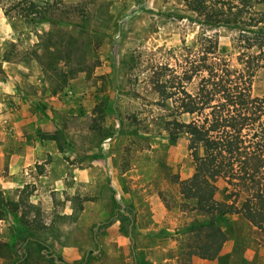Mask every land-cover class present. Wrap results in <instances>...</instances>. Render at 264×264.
Returning a JSON list of instances; mask_svg holds the SVG:
<instances>
[{"label":"rangeland","instance_id":"rangeland-1","mask_svg":"<svg viewBox=\"0 0 264 264\" xmlns=\"http://www.w3.org/2000/svg\"><path fill=\"white\" fill-rule=\"evenodd\" d=\"M59 6L65 23L55 40L68 46L75 37L84 47H72L54 72L43 67L36 32L44 28L10 18L0 4V264L51 263L41 255L56 264H264V236L248 221L199 214L189 181L191 117L165 106L155 88L185 83L194 92L200 78L185 68L215 41L234 79L244 67L239 29L201 24L182 0ZM252 92L264 96V69ZM173 120L177 142L166 130ZM217 186V199L230 202L234 188ZM216 228L226 239L204 245L216 257L191 256Z\"/></svg>","mask_w":264,"mask_h":264},{"label":"trees","instance_id":"trees-1","mask_svg":"<svg viewBox=\"0 0 264 264\" xmlns=\"http://www.w3.org/2000/svg\"><path fill=\"white\" fill-rule=\"evenodd\" d=\"M182 1L203 25L239 29L237 43L244 65L234 79L226 74L216 55L215 41L205 50L201 63L185 68L186 75L200 78L194 92L189 91L185 83L173 90L175 86L155 82L165 106L171 102L175 114L191 117L189 150L194 172L189 181L194 187L197 210L216 223L239 216L264 236V96H254L252 92L256 72L264 69V0ZM62 3L63 0H0V4L9 6L10 18L36 29L44 28L43 32H36L46 59L43 67L54 72L59 70L62 61L70 59L67 57L72 54V47L77 44L84 47L81 39L75 37L69 36L68 46L65 39L55 40L56 32L61 31V24L65 23L56 16L58 10H63L59 6ZM209 53L214 55L210 57ZM64 84L66 81L61 86ZM179 127L178 120L167 122L171 142H177ZM219 180L234 188V192L228 194L230 202L217 199ZM242 195L245 197L238 204ZM24 223L30 225L28 220ZM214 235L227 237L222 229L216 228L203 235L205 243L190 255L200 252L203 257H216L215 250L204 247ZM41 256L50 264H56L48 256ZM28 260L26 257L23 264Z\"/></svg>","mask_w":264,"mask_h":264},{"label":"crops","instance_id":"crops-1","mask_svg":"<svg viewBox=\"0 0 264 264\" xmlns=\"http://www.w3.org/2000/svg\"><path fill=\"white\" fill-rule=\"evenodd\" d=\"M30 155H31L30 151H28V153H26V155H25L26 156V163L28 162ZM27 165H29V164L27 163ZM232 254L235 256L234 253H232ZM200 262L203 264H212L213 263V261L207 260V259H204V260H199V259L197 260V258L194 259V264H200Z\"/></svg>","mask_w":264,"mask_h":264}]
</instances>
